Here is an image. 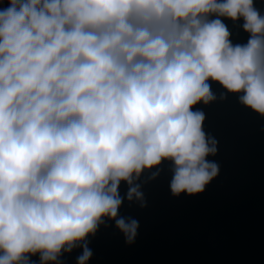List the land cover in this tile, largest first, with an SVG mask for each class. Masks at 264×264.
Segmentation results:
<instances>
[{
	"label": "clouds",
	"instance_id": "9594fccd",
	"mask_svg": "<svg viewBox=\"0 0 264 264\" xmlns=\"http://www.w3.org/2000/svg\"><path fill=\"white\" fill-rule=\"evenodd\" d=\"M0 9V264L57 261L103 218L118 217L121 181L174 164L173 195L218 175L198 103L209 80L264 116V16L253 0H7ZM243 18L233 45L222 21ZM156 175L155 173L153 174Z\"/></svg>",
	"mask_w": 264,
	"mask_h": 264
},
{
	"label": "water",
	"instance_id": "95a60500",
	"mask_svg": "<svg viewBox=\"0 0 264 264\" xmlns=\"http://www.w3.org/2000/svg\"><path fill=\"white\" fill-rule=\"evenodd\" d=\"M8 6L0 0V9ZM253 6L264 16V0H253ZM217 18L234 46L247 44L243 18L209 17ZM208 83L216 99L192 110L204 113L203 130L217 142L216 154L206 159L218 165V175L201 193L173 195L174 164L164 160L134 182L144 206L127 199L129 185L121 181L117 218L138 222L134 241L128 243L115 220L105 217L84 242L92 253L87 264H264V116L240 102L243 93ZM82 253L77 245L49 264H78ZM29 261L41 264L39 253Z\"/></svg>",
	"mask_w": 264,
	"mask_h": 264
}]
</instances>
